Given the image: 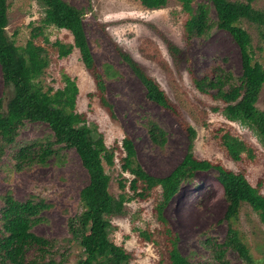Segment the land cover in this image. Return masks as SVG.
<instances>
[{
	"label": "rangeland",
	"instance_id": "374dc122",
	"mask_svg": "<svg viewBox=\"0 0 264 264\" xmlns=\"http://www.w3.org/2000/svg\"><path fill=\"white\" fill-rule=\"evenodd\" d=\"M64 1L85 12L83 26L96 67L101 70L104 64H109L119 73L117 78L105 81L104 96L110 109L101 102L78 50L67 57H58L51 43L59 41L71 45L73 38L66 30L42 27L44 9L37 0H7L6 34L16 46L24 47L34 28H42V35L33 42L43 47L49 62L40 78L44 90L53 93L63 88L64 75L72 79L78 88L76 112L86 115L87 124L95 125L103 134L106 146L113 150V164L103 163L110 178L108 191L115 198L124 194L129 200L125 202L122 215L109 217L111 241L131 255L129 264H169L165 225L157 220L154 211L161 190L157 187L145 199L132 197L129 190L132 176L121 170L122 140L132 141L137 161L148 175L163 178L183 159L188 137L175 117L146 100L143 85L121 58V52L129 55L156 81L177 106L180 120L195 130L192 148L195 157L244 174L264 196V148L255 131L225 119L221 113L223 104L199 93L192 82L214 66L238 75L241 70L239 49L223 30L212 31L206 39L186 42L187 16L178 0H167L166 6L160 9H147L139 0ZM252 7L264 13V0H255ZM239 25L251 37L253 61L264 68V38L261 37L264 28L246 20H241ZM166 42L179 49L176 57L170 54ZM4 90L0 71V97ZM255 107L264 111V85ZM147 118L154 119L166 131L164 149L150 143L144 129ZM47 132L44 124L26 123L20 131L19 142L41 138ZM225 132L246 142L253 150L252 158L243 154L241 160L233 161L221 145L220 136ZM214 176L212 169L197 173L194 181L183 185L163 210L166 226L178 237L179 252L195 262H204L209 257L201 245L203 240L210 237L222 241L226 234L227 224L222 221L226 203L223 189ZM87 183L88 175L74 150L63 152L57 161L50 159L45 166L34 165L21 172L13 169L10 156L0 160V197L10 191L19 201L35 195L50 204L51 208L42 214L44 221L34 228L35 234L50 239L67 237V219L80 212L79 192ZM120 183L124 186L122 189ZM234 228L255 262L264 264V226L248 205H242ZM141 232H145L148 239L143 238ZM227 258L231 264H244L235 253L229 252ZM68 264H77V252L71 254Z\"/></svg>",
	"mask_w": 264,
	"mask_h": 264
},
{
	"label": "trees",
	"instance_id": "16d2710c",
	"mask_svg": "<svg viewBox=\"0 0 264 264\" xmlns=\"http://www.w3.org/2000/svg\"><path fill=\"white\" fill-rule=\"evenodd\" d=\"M147 9H160L167 0H139ZM187 19L184 23V39H206L214 30L227 32L240 52V73L235 75L220 66L207 70L201 77L193 78L195 89L223 104L221 113L231 122H238L255 131L264 148V111L256 109L264 85V68L253 61L251 37L239 25L241 20L264 28V13L252 7L255 0L231 2L229 0H178ZM44 9L42 27H55L68 31L73 44L59 41L51 43L58 57L69 56L78 50L80 60L92 76L101 102L105 101V81L115 79L119 73L109 64L98 69L94 64L83 21L85 12L64 0H37ZM7 0H0V71L4 94L0 97V160L10 156L13 169L21 172L34 165L45 166L50 159L59 160L63 152L74 150L81 166L88 175V183L79 192L80 212L67 219V237L50 239L34 233V228L44 221L43 212L51 205L45 200L29 195L23 201L16 200L10 191L0 197V264H68L73 252H77V264H129L131 255L120 249L110 239L112 225L109 217L122 215L124 194L118 198L109 193L110 178L104 164H113V150L104 142L95 125L87 124L85 114L76 112L78 88L68 76L63 77L64 87L51 93L40 82L49 62L43 47L33 40L42 35V28H34L31 39L24 47H18L6 34L8 25ZM264 38V33H261ZM48 42L47 39L44 40ZM173 57L179 49L166 42ZM121 58L128 64L145 90V98L169 112L180 123L188 137V148L181 162L163 178L148 175L139 165L136 151L130 139L122 140L121 170L132 176L129 190L132 197L145 199L152 190L160 188V198L154 207L157 220L165 225L169 264H231L229 252L235 253L244 264H258L249 248L234 228L242 205H248L264 226V196L252 186L242 173H236L222 165L195 157L192 148L195 130L179 117L177 106L169 99L154 79L126 53ZM26 123H40L48 128L41 138L19 142L20 131ZM144 129L152 146L164 149L166 131L152 118L145 120ZM221 145L233 161L243 154L252 158L253 150L243 140L225 132L220 136ZM223 189L226 203L222 221L227 229L222 241L207 237L201 243L209 257L195 262L182 255L178 237L166 226L163 210L181 187L194 181L195 175L209 170ZM139 184L141 187L139 188ZM121 189L124 187L120 183ZM140 235L148 239L145 232Z\"/></svg>",
	"mask_w": 264,
	"mask_h": 264
}]
</instances>
